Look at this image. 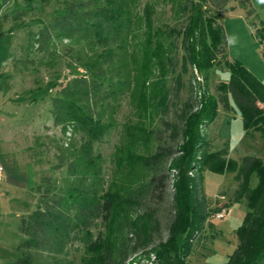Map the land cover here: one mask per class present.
<instances>
[{"label":"trees","instance_id":"1","mask_svg":"<svg viewBox=\"0 0 264 264\" xmlns=\"http://www.w3.org/2000/svg\"><path fill=\"white\" fill-rule=\"evenodd\" d=\"M232 1L246 10L264 43V23L256 20L251 1ZM172 4L180 22L173 26L159 24L156 2L144 0H23L4 15L12 21L10 32L27 28L17 59L24 69L36 63L55 70L62 59L67 69L49 81L55 89L50 113L61 136L37 135L28 148L41 162L50 146L56 159L51 168L64 173L42 175L36 183V208L21 220L24 239L12 264H121L133 236L143 247L161 231L158 212L171 178L174 218L167 239L151 253L157 264H187L213 215L230 208L210 206L203 192L207 170L233 173L236 186L228 202L248 207L226 264H264V157L233 159L226 149L211 147L205 130L221 107H236L245 132H258L264 142V84L227 57L225 28L207 0ZM180 50L183 71L177 73ZM223 64L230 80L210 92V70ZM191 66L204 75L208 91L188 99L177 120L168 122L172 98L179 97ZM124 104L130 112L108 178L97 144L117 125ZM163 124L175 145L165 144Z\"/></svg>","mask_w":264,"mask_h":264},{"label":"rangeland","instance_id":"2","mask_svg":"<svg viewBox=\"0 0 264 264\" xmlns=\"http://www.w3.org/2000/svg\"><path fill=\"white\" fill-rule=\"evenodd\" d=\"M144 1L156 2V17L159 24L167 23L171 26L180 24L173 12L172 0ZM250 1L258 13L256 20L264 22V0ZM21 2L23 0H0V157L2 154L15 157L19 164L21 163V173L28 174L30 182L27 187L9 182L0 184V264H12L19 257L18 246L24 239L19 229L21 220L36 208L34 185L42 175L61 177L64 173L62 169L51 168L56 159L50 146H45L43 163H35L30 158L27 164L22 162L24 155L19 146L28 143L33 145L35 137L40 134L61 136V128L54 125L50 113L55 89L50 87L49 81L55 79L57 72L67 73V69L65 59L59 61L55 70L38 66L36 63L24 69L23 63L18 62L22 57L20 46L25 42L27 28L10 32L12 21L11 19L6 21L4 15H12L16 10V4ZM212 12L221 14L220 21L227 35V57L243 63L264 84V43L256 37L246 10L241 4L232 1L227 7L221 9L214 7ZM38 27L36 24L33 25V29ZM181 55L180 50L177 57V73L183 71ZM39 56L40 54H35V60H38ZM210 75V92H215L218 83L230 80V71L224 64L213 66ZM172 84L174 85L173 80ZM191 85L194 86L193 95ZM207 91L204 75L195 66H191L189 72L183 76V88L179 97L172 98L174 105L166 117L168 122L177 120V110L188 99L197 96L199 100ZM129 112V105L124 104L118 115L117 125L106 134L101 143L97 144L103 155L104 172L108 178L111 177L115 166L114 151L120 141L122 124ZM161 126L165 144L175 145L169 136L170 128L164 124ZM205 130L211 147L226 149L233 159H240L246 154L264 157V142L259 133L245 132L241 113L236 107L231 111L221 107L217 118ZM172 180L171 178L169 182L166 200L158 212L161 231L153 243L143 247L138 246L137 239L133 236L129 254L121 264H157L154 261L155 254L151 253V250L155 244L167 239L169 226L175 214L173 204L175 189ZM235 186L233 173L221 174L208 170L204 172L203 192L210 206L215 208L229 203L227 205L230 208L225 219L211 218V224H207L195 239L187 264H226L228 257L234 252L237 245L236 230L243 224L248 211L245 203L230 205L228 202L229 193ZM222 193H225L226 197L221 196Z\"/></svg>","mask_w":264,"mask_h":264},{"label":"crops","instance_id":"3","mask_svg":"<svg viewBox=\"0 0 264 264\" xmlns=\"http://www.w3.org/2000/svg\"><path fill=\"white\" fill-rule=\"evenodd\" d=\"M207 1H208V6L212 11H214V7H219L221 9L224 6L227 7L232 2V0H207ZM30 146H32L31 143L19 146V150L24 155L22 162L27 164L29 161V158H30V160L35 162V163H43V161L36 162L32 159V157L28 151V148ZM25 157H28V159ZM0 166H2L4 168V178L2 181H0V184L1 183L7 184L9 182L10 184L16 183L17 185H21L23 187H27L29 185V182H30L29 181V175L21 173L22 172V171H20L21 163L19 164V162L17 161V159L15 157L6 156V155L2 154L0 157Z\"/></svg>","mask_w":264,"mask_h":264},{"label":"built area","instance_id":"4","mask_svg":"<svg viewBox=\"0 0 264 264\" xmlns=\"http://www.w3.org/2000/svg\"><path fill=\"white\" fill-rule=\"evenodd\" d=\"M3 178H4V168L0 166V181H2ZM228 213H229V208L223 207L221 210L217 211L213 215V218L218 219V220H223L228 216Z\"/></svg>","mask_w":264,"mask_h":264}]
</instances>
